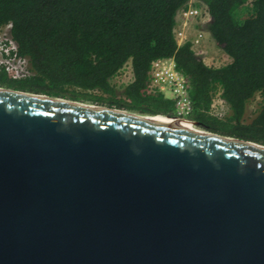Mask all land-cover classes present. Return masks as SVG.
Returning <instances> with one entry per match:
<instances>
[{"label": "water", "instance_id": "95a60500", "mask_svg": "<svg viewBox=\"0 0 264 264\" xmlns=\"http://www.w3.org/2000/svg\"><path fill=\"white\" fill-rule=\"evenodd\" d=\"M130 113L0 87V264H264V145Z\"/></svg>", "mask_w": 264, "mask_h": 264}, {"label": "trees", "instance_id": "16d2710c", "mask_svg": "<svg viewBox=\"0 0 264 264\" xmlns=\"http://www.w3.org/2000/svg\"><path fill=\"white\" fill-rule=\"evenodd\" d=\"M189 0H0V27L16 49L6 58L27 59V73L0 65V87L124 110L176 116L175 102L150 90L154 61L172 58L188 84L185 117L222 136L264 145V0H196L204 29L229 61L205 63L191 41L178 44L174 28ZM249 9L242 20L240 12ZM130 68L128 82L113 81ZM219 92L227 105L211 112ZM258 95L256 110L249 102Z\"/></svg>", "mask_w": 264, "mask_h": 264}, {"label": "built area", "instance_id": "2783aa9c", "mask_svg": "<svg viewBox=\"0 0 264 264\" xmlns=\"http://www.w3.org/2000/svg\"><path fill=\"white\" fill-rule=\"evenodd\" d=\"M196 0H189L187 8L182 9L176 20L174 28V36L178 44L183 41L189 40L192 44H198L199 40L190 39L186 37V27L189 19L205 18L206 14L201 6H196ZM203 15V16H202ZM10 24L0 27V65H4L7 70L14 71L15 73H27V59L25 58H6L4 55L9 56L11 51H15L16 47L8 36V29ZM127 69L130 68L127 67ZM131 73V72H130ZM149 89L158 90L172 98L175 102L176 116L186 117L191 110V103L188 96V84L181 76L176 68L172 58L158 59L153 62L149 71ZM219 105L220 109L215 112V105ZM227 111L225 101L220 97L217 92L212 98L211 112L219 117H222Z\"/></svg>", "mask_w": 264, "mask_h": 264}, {"label": "rangeland", "instance_id": "374dc122", "mask_svg": "<svg viewBox=\"0 0 264 264\" xmlns=\"http://www.w3.org/2000/svg\"><path fill=\"white\" fill-rule=\"evenodd\" d=\"M194 1V0H193ZM250 0H248L249 3ZM247 3L245 9H242L240 12L239 20L244 19L247 15V11L249 9V4ZM204 9V7H203ZM203 16V15H202ZM204 21L205 18H194L189 19L188 24L186 27V37L190 39H198V44H193V48L196 53L203 56L205 63L212 66H220L226 64L229 59L228 57L215 45L214 41L210 37V34L204 29ZM14 72V71H11ZM131 78V73L129 69H124V71L114 79V83L117 85L124 84L128 82ZM261 98L256 95L248 104V115L254 113L257 108L258 103L260 102ZM220 109L219 105H215V112H218ZM196 127V126H195ZM198 128V127H196Z\"/></svg>", "mask_w": 264, "mask_h": 264}, {"label": "bare ground", "instance_id": "6f19581e", "mask_svg": "<svg viewBox=\"0 0 264 264\" xmlns=\"http://www.w3.org/2000/svg\"><path fill=\"white\" fill-rule=\"evenodd\" d=\"M106 110V109H105ZM114 111V110H112ZM116 112V111H115ZM121 112V111H119ZM123 113V112H122ZM131 114V113H130ZM147 119H152V120H156V121H160V122H164V123H168V124H172V125H176V126H181V127H185V128H189V129H193V130H196V131H200V132H204V133H207L205 132L204 130L202 129H199V128H196L195 126H192L189 122H186V121H183V120H179V119H167V118H164V117H161L159 115L157 116H147L145 117ZM209 134V133H208Z\"/></svg>", "mask_w": 264, "mask_h": 264}]
</instances>
